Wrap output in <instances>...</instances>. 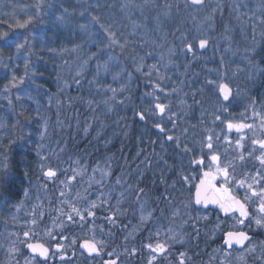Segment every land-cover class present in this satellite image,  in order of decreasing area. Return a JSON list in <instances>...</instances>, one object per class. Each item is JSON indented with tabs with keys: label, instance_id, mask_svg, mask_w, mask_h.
I'll list each match as a JSON object with an SVG mask.
<instances>
[{
	"label": "rangeland",
	"instance_id": "rangeland-1",
	"mask_svg": "<svg viewBox=\"0 0 264 264\" xmlns=\"http://www.w3.org/2000/svg\"><path fill=\"white\" fill-rule=\"evenodd\" d=\"M224 9L231 18L220 26L217 16ZM61 16L63 20L58 19ZM29 17L34 19L27 27L18 26ZM93 17H98L99 22ZM36 22L42 26L36 27ZM50 23L48 28L46 24ZM101 24L115 33L116 44L109 46L108 33ZM64 32L71 34L74 41L58 39ZM200 39L208 41L204 48L199 47ZM17 44L24 45L19 52ZM187 44L192 45L191 51L187 50ZM13 76L17 78L15 87L10 83ZM21 78L23 83L19 82ZM223 82L233 89L228 101L219 92V84ZM40 92L47 93L48 103L59 105L58 113L63 109L65 114L57 116L50 132L46 131V121L44 126H39L43 128L34 150L36 156L47 151L59 163L54 167L40 165L36 169L37 179L25 178L31 184V192L26 189L25 195L40 194L30 206L21 200L7 203L6 197L4 200L0 197V264H36L22 250L27 241L39 236L48 239L57 255L64 249L77 252L83 249L80 244L84 237L103 242L105 221L115 223L113 210L97 213V208H102L104 186H116L119 171L120 187L130 182L132 189L133 172L137 170L139 174L131 158L121 153L125 139L136 140L134 151L137 146L148 150L139 178L147 171L159 177L156 172L163 160H173L174 170L180 173L171 180L170 198L174 203L189 204L191 187L204 169L193 161L201 156L207 165L212 154L219 155L221 164L229 155L240 163L242 155L251 167L242 176L243 170L236 164L237 179L247 176V182L251 183L257 170L264 175V165L256 159L261 150L252 144L253 139H264V0H204L203 4H192L190 0H0V112L12 108L16 102L37 106L42 101ZM157 104L165 106L164 113L159 112ZM139 110L148 123L166 128L172 141H166L158 133L154 143L150 125L148 129L133 125ZM71 115L88 120L84 136L92 135L96 147L82 148L80 144L85 138H74L72 132L68 134L67 129L72 125L61 122ZM229 121L253 127L237 132L227 128ZM46 136L47 145L43 142ZM208 137L212 138L211 150L206 147ZM237 140L242 147L237 145ZM185 146L190 151H185ZM10 150V143L0 148V169L6 165ZM49 169L56 175L46 177L44 173ZM72 176L74 180L69 179ZM185 176L190 179L185 181ZM245 189L246 185L236 190L242 200ZM139 193L141 203L150 202L149 197ZM70 202L80 205L77 209L84 220L89 218L87 223L72 213ZM93 203L97 205L95 208L91 207ZM254 208L255 204L249 206L253 215ZM85 210L94 212V216L89 217ZM68 214L73 215V221L67 219ZM140 214L143 219L140 230L136 231L132 223L127 224L122 233L123 246L127 247L128 241H138V234L151 216L146 209H141ZM172 217L174 220L175 216ZM238 218V213H232L229 224L260 229L250 220L239 225ZM219 227L210 240L218 238ZM154 228L162 227L155 224ZM67 229H71L76 241L73 244L69 240L70 247L61 239ZM26 231L31 238L23 235ZM49 231L51 235L46 234ZM166 232L175 242L182 240L180 245L191 240L177 226L167 227ZM145 238L138 241L140 249L132 248L127 254L130 263L138 254L140 262L145 264L155 260L159 263L160 258L168 255L151 251L147 245L155 246L160 241L150 243L149 233ZM58 244L63 246L59 251ZM252 247L255 251H250ZM209 250L210 260L217 259L223 264H264V241L261 240L253 241L242 253L222 246H212ZM102 251L103 244L99 255L76 253L82 259H90V264H102ZM181 258L175 252L172 264H180Z\"/></svg>",
	"mask_w": 264,
	"mask_h": 264
},
{
	"label": "trees",
	"instance_id": "trees-1",
	"mask_svg": "<svg viewBox=\"0 0 264 264\" xmlns=\"http://www.w3.org/2000/svg\"><path fill=\"white\" fill-rule=\"evenodd\" d=\"M231 16L227 12V9H224L217 16L218 25L223 26L225 23H228ZM51 20V17L49 18ZM36 27L41 25V23L36 22ZM50 24H46L49 28ZM45 28V25H43ZM62 41L73 42L74 39L71 34H67V32L62 33L58 36ZM42 95L41 104L35 106L29 102L14 103L13 107L0 112V148H4V144L10 143V147L12 150L10 152V157L6 162L7 172H3L0 169V197L4 200L6 197V202L11 203L16 200L23 201L25 190L29 189L30 181L27 183L25 178L29 177L33 179H37L39 176L37 172V168L40 165H50L55 166V163H59V161H54L51 154L47 151L41 152L39 156H36L35 148L37 145V140L39 135L41 134V129L43 127H39L40 125L44 126V122L48 123L46 128L47 132L52 131L54 124L57 121V116L65 114V111L61 109L60 113H58L59 105L56 107L51 103H48L47 93L40 92ZM33 115H37V118H34ZM60 121V120H59ZM88 120L85 118L73 117L71 115L67 120L64 119L61 123H65L68 125H72L74 127H70L71 129H67L69 135L71 132L74 138H85L84 130L85 123ZM93 136H88L84 139V142L80 144L83 146L82 148H92L96 147L93 143ZM48 137L46 136V140L43 141L47 145ZM43 142H41L43 144ZM131 139H125L122 144L121 153L132 156L134 154V142ZM41 156V157H40ZM132 160V159H130ZM124 163H128L126 159L123 161ZM252 170H255L253 165ZM70 172V169L67 170ZM63 175H60V178ZM53 186V185H52ZM95 196V195H94ZM33 200H30L32 203ZM98 211V210H97ZM101 212V211H99ZM232 215L228 217H223L217 210L215 209H196L192 208L185 211V216L183 220L180 222L171 223L169 226H177L182 229L183 234L189 237L191 240L188 244L180 245L172 239L173 237L169 236L166 232L167 240L165 243L170 245L169 250L174 252L172 257L175 258V252H184L186 255L182 257L185 260L184 264H223L220 263V260L213 259L210 260L207 253L210 251V247L220 246L224 232L232 229H243L247 230L250 233L254 234V239L252 241H264V228L254 229L252 227L243 226V227H233L232 223L229 224V220ZM60 218V216H59ZM58 218L57 221L60 219ZM52 217L48 219L51 221ZM173 219V217H172ZM85 223L89 221V218L83 220ZM46 223V222H45ZM221 226L220 234L217 239L210 240L211 234ZM84 226V225H83ZM63 233L68 237L67 245L74 239V236L71 235V229L64 230ZM144 233V232H142ZM64 235V236H65ZM36 239L43 240L47 243H50L47 238L44 236H39ZM71 240V241H69ZM71 245V244H70ZM76 248V246H74ZM23 254L27 257H31L30 253L22 250ZM79 261L77 264H90L88 262L90 259H82L80 257L76 258ZM93 259H97L94 258ZM36 264H42L40 261H37ZM60 264V263H55ZM142 264V263H140ZM225 264V263H224ZM262 264V263H258Z\"/></svg>",
	"mask_w": 264,
	"mask_h": 264
},
{
	"label": "flooded vegetation",
	"instance_id": "flooded-vegetation-1",
	"mask_svg": "<svg viewBox=\"0 0 264 264\" xmlns=\"http://www.w3.org/2000/svg\"><path fill=\"white\" fill-rule=\"evenodd\" d=\"M133 125L139 127L142 126L147 127V129L150 125L153 128L152 134L154 136L153 138L154 143L156 142V139H158V133L161 134L163 137H166V141H172L168 139L169 137L167 134L168 130L166 128H163L164 129L163 132L160 131V129L157 128L155 124L153 125L148 123L145 115L143 120L137 117L133 121ZM136 145L137 144L135 140L134 146ZM146 154H148V150L146 147H144V149L142 150V148L137 146L132 156L127 155V157L132 159L133 164L139 171V174H140L139 169H141L144 158L145 161L147 160ZM231 156L232 155H229L227 159L224 160L223 164L231 161L235 165V168H237L236 164H239L238 167H240L241 170H243V173H240V175L243 176V174H247L248 170L251 167V164L247 162V160L240 161V163L236 162L234 157ZM150 161H152V158L150 159ZM163 161L164 162H162L163 165H161V169L156 172V174L159 177L150 175L147 171L146 174L143 176V178L141 176L139 178V174L137 173V170H135L133 172V177H132V185H133L132 189L129 188L130 182H127L128 185H126V183L124 182L125 185L120 187L121 180L118 173L119 171L117 172L116 175L117 185L113 186V184L111 185L106 184L104 186L102 192V199H101L102 208H97V209L102 210V214L104 209H111V211L113 210L114 211L113 220H115V223L113 222V224H107L106 221L104 223L105 233L102 236L103 238V251L101 258L102 264H106V262L110 260L116 261V264H140V263L145 264L144 262H140L139 254L136 257L137 259L136 260L132 259L133 263H130L131 261L126 259L125 250L127 251V253H129V250L132 248L140 249L141 246L138 241H143V238L148 236V233L150 234L149 242L155 243L157 241H160L159 243H164L167 247L166 252L168 253V255L166 254L167 256L160 258L161 261L159 263H156L155 260L151 264H167L166 262H171L172 264L175 261L173 260L172 257L173 253L171 252V250H169L168 245L165 242H163L167 240V236H166L167 227H169V225L174 221L180 222L183 220V217L185 216V211L190 209L187 207V205H189L191 208H196V209L204 210V208L202 206H197L194 202L195 185L199 182V179H197L195 184L192 185L191 187L192 198L190 199V201H188L189 204L187 203L186 205L183 203L178 204L171 201L170 198V194L172 193V190L170 189L171 180L172 178L175 179L179 177L180 173L174 170L172 159L166 158V160ZM150 177H155V179L151 180ZM140 186H142V188L144 189L142 195L145 197H149L151 199L150 202H144V203L140 202V198L142 197L141 194L139 193ZM236 193L237 191L234 190V194ZM69 206L71 207L75 206L77 208V206L80 205L77 204V202H71ZM141 209H146L148 213L149 212L151 213L150 214L151 216L149 220H147V223L144 225L140 234H138L137 236V238H139L137 241L138 243L136 241H133V243L128 241L129 244L127 245V247L125 244L123 246L124 234L122 233L124 230H126L127 224L132 223L135 225L136 231L140 230V225L143 222V219H141L142 214H140ZM213 209L218 210V208H213ZM97 213L101 214V212H97ZM172 216H175L174 220L172 219ZM155 224L160 225L162 228L160 230L154 228ZM154 234H158V235H154ZM162 234H164V236H162ZM65 237L66 239H63V241H67L68 237L67 236ZM84 240H91V239L84 237L82 238V242ZM249 244L250 242L241 250H245ZM232 249H235V246H232ZM76 252H77L76 249H73V251H67L66 249H64L61 254L57 255L56 251L53 250L52 248V254L51 256H49L47 260L40 261L38 257L36 258L37 261L39 260L42 264H55L58 262L62 264H74V263L76 264V261L72 260ZM110 252L113 253L112 256L108 255V253ZM79 253H87L88 255H90L85 249H80ZM61 257H63V259H61Z\"/></svg>",
	"mask_w": 264,
	"mask_h": 264
},
{
	"label": "snow or ice",
	"instance_id": "snow-or-ice-1",
	"mask_svg": "<svg viewBox=\"0 0 264 264\" xmlns=\"http://www.w3.org/2000/svg\"><path fill=\"white\" fill-rule=\"evenodd\" d=\"M192 4H203L204 0H190ZM40 3L38 2L36 7L37 9L40 8ZM66 11V10H65ZM39 15V13H37ZM34 19V17H29L27 20H25L23 23H18V26L23 28L27 27V25ZM58 19L63 20V17H58ZM93 20H96L99 22L98 17H93ZM82 28H85V25H81ZM101 28L104 29L106 33H108L110 44H116L117 41L115 39V33L110 32L109 28L105 27L103 24L100 25ZM3 35H7V33H4ZM208 41L206 39H200L199 40V47L204 48L207 45ZM17 51L24 47L23 44H17ZM121 48L124 47V45H120ZM186 48L188 51L192 50V45L187 44ZM109 59H112V57H109ZM27 61L25 62V68L27 69ZM16 77H12V86H16ZM20 83H23V78L20 79ZM209 83H214V81H209ZM115 91V90H113ZM219 92L222 94L223 99L225 101L229 100V97L231 95V88L226 83L219 84ZM19 98V97H18ZM156 108L159 110L160 113H164L165 106L163 104H157ZM140 118L143 120L144 115L140 114ZM219 119V117H217ZM157 128L160 129V131H164L163 127L161 125L157 124ZM252 125L244 124V123H233L229 121L227 123V128L229 130L235 129L237 132H240L244 128H252ZM264 127V125H262ZM169 140H172L173 137L169 136ZM212 138L208 137V143L206 147L211 150L213 145L211 143ZM178 143V140H177ZM237 145H240V141L237 140ZM252 144L254 146L258 145L259 149L261 150V154L256 157V159L260 162L261 165H264V139H253ZM185 151H190V149L185 146ZM255 151V148L253 149ZM249 155L251 156L252 153L250 152ZM241 161H243L244 157L241 155L239 157ZM208 164L205 165L204 157L201 156L199 159L194 160L193 163L204 166V169H202L198 179L199 183L195 185V194H194V202L197 205H204L207 207L209 204L217 205L219 209L224 212L225 214L229 213H238L239 218L237 219V223L239 225H244L245 220H250L255 223V225L259 228H264V185L261 184V181H264V175L261 174L259 170H257L255 176L251 177V183L247 182V176L244 178L237 179L235 177V165L229 161L224 164H221L220 157L218 154H212L208 157ZM232 169V172L229 171V169ZM7 166L5 165L2 169L3 172H7ZM46 177H53L56 175V172L52 169H49L44 173ZM259 178V179H258ZM70 180H74L75 176H72L69 178ZM190 177L185 176L184 180L188 181ZM222 181V182H221ZM63 183V182H62ZM245 194L243 200L238 199L237 196L234 194V190H238L241 188H245ZM259 186L258 188L255 187ZM141 193L143 192V189L139 190ZM64 193L61 192V196H63ZM251 204H255L254 213L249 212V206ZM97 205L93 203L91 205L92 208H95ZM86 214L91 217L94 216V212L90 210H85ZM72 213H75L76 217H79L80 221L84 220V215L81 213L79 209H77L75 206L72 207ZM67 219L69 221H73V215L68 214ZM33 224L36 223L35 220L32 221ZM47 235H51V232L49 231L46 233ZM23 235L25 237L31 238L30 233L28 231L24 232ZM32 236L36 235L35 233L31 234ZM54 238V237H53ZM61 239H66V237L61 236ZM172 239H175L174 237ZM251 237L247 234L245 231H229L226 233V239L224 243L228 245V247H232L233 244L239 245L241 247H244L245 242H250ZM177 243H183L182 240H177ZM73 244L76 243L75 240L72 241ZM103 242L97 241L93 237L91 240H84L80 247L87 250L89 254L96 253L99 255L101 251ZM27 249L31 251V253L34 254V259L38 256L40 258H43L44 260H47L49 258V252L50 249L45 246L44 243L37 240L35 243H26ZM63 246L57 245V251H59ZM147 247L153 251V252H160L165 253L167 251V247L164 243H157L155 246L152 244H148ZM170 247V245H168ZM135 251V250H133ZM250 251H255V248H250ZM109 256H112L113 253H108ZM180 257H184L186 254L184 252L179 253ZM155 257H153L154 259ZM63 259V257H61ZM106 264H116V261L110 260L107 261ZM151 264V261L149 262ZM180 264H184V260H180Z\"/></svg>",
	"mask_w": 264,
	"mask_h": 264
},
{
	"label": "water",
	"instance_id": "water-1",
	"mask_svg": "<svg viewBox=\"0 0 264 264\" xmlns=\"http://www.w3.org/2000/svg\"><path fill=\"white\" fill-rule=\"evenodd\" d=\"M208 44V43H207ZM231 88V87H230ZM231 94H232V89H231ZM231 96V95H230ZM140 114H142L141 112L139 113V116H140ZM199 183V182H198ZM197 205V204H196ZM198 206H203L204 208H208V207H217V205H213V204H209L207 207H205L204 205H198ZM220 210V209H219ZM220 212L222 213V215H224V216H227V215H229V214H225L224 212H222L221 210H220ZM227 232H229V231H227ZM226 232V233H227ZM233 232H236V231H233ZM245 232H247V231H245ZM226 233H225V239H226ZM247 234L251 237V239L253 238V234H251V233H249V232H247ZM35 242H37V241H31V242H28V243H35ZM41 242V241H40ZM43 243V242H42ZM247 242H245V244H246ZM45 244V243H44ZM225 244V243H224ZM45 246L46 247H48L49 249H50V247L49 246H47L46 244H45ZM237 246H239V245H237ZM239 247H241V246H239ZM25 248L27 249V247H26V245H25ZM27 250H29V249H27ZM41 259H43V258H41Z\"/></svg>",
	"mask_w": 264,
	"mask_h": 264
}]
</instances>
